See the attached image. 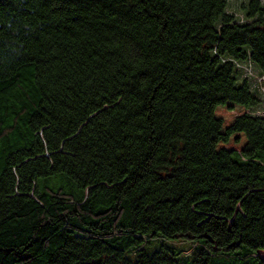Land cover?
<instances>
[{"label": "trees", "instance_id": "16d2710c", "mask_svg": "<svg viewBox=\"0 0 264 264\" xmlns=\"http://www.w3.org/2000/svg\"><path fill=\"white\" fill-rule=\"evenodd\" d=\"M229 1L0 0V264H264V94L229 60L264 73V2Z\"/></svg>", "mask_w": 264, "mask_h": 264}, {"label": "built area", "instance_id": "2783aa9c", "mask_svg": "<svg viewBox=\"0 0 264 264\" xmlns=\"http://www.w3.org/2000/svg\"><path fill=\"white\" fill-rule=\"evenodd\" d=\"M264 2V0H261ZM237 22L242 23L246 21L245 16L242 13H234ZM234 63V66L239 69L242 77L250 79L256 87L264 94V86L261 84L264 81V73H259L255 68L251 60L247 59L245 61H238L234 59H229ZM256 115H264V112L257 110L253 112Z\"/></svg>", "mask_w": 264, "mask_h": 264}, {"label": "rangeland", "instance_id": "374dc122", "mask_svg": "<svg viewBox=\"0 0 264 264\" xmlns=\"http://www.w3.org/2000/svg\"><path fill=\"white\" fill-rule=\"evenodd\" d=\"M240 1L241 0H230L229 1L230 8L239 11L238 7L240 4ZM261 108H264V103L262 104ZM175 245L178 248H182V250L185 251L184 252L185 254H188L190 251L189 250V243H187V242H179V243H176ZM148 252L151 254L153 252V248H148ZM259 255L264 257V252H259Z\"/></svg>", "mask_w": 264, "mask_h": 264}]
</instances>
